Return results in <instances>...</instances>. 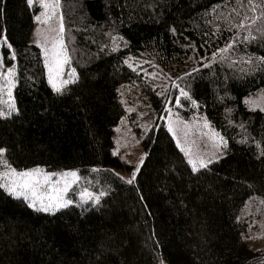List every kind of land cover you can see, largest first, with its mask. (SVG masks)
Instances as JSON below:
<instances>
[{"label":"trees","instance_id":"trees-1","mask_svg":"<svg viewBox=\"0 0 264 264\" xmlns=\"http://www.w3.org/2000/svg\"><path fill=\"white\" fill-rule=\"evenodd\" d=\"M62 1H75L82 19L71 32L78 75L57 93L31 42L37 10L0 0L17 104L0 117V148L19 169H78L105 194L43 212L0 187V264H264L248 239L264 205V111L245 100L264 88V0ZM143 55L188 69L178 78L182 115L195 103L226 146L194 171L158 118L129 184L113 134L126 112L119 88L141 84L130 63ZM147 95L161 112V97Z\"/></svg>","mask_w":264,"mask_h":264},{"label":"rangeland","instance_id":"rangeland-1","mask_svg":"<svg viewBox=\"0 0 264 264\" xmlns=\"http://www.w3.org/2000/svg\"><path fill=\"white\" fill-rule=\"evenodd\" d=\"M45 2L52 3L53 0H32V3H30L37 10L34 15L31 42L39 45L42 49L47 81L52 87L51 77L56 73L53 62L54 52H59L61 59L65 56L67 57V63H64L60 69L58 82L61 80L72 81L78 75V69L72 61V56L76 50L74 49V40L71 32L74 22V25H77L78 28V24L82 18L79 13L80 7L75 1H69L66 4L62 0H58L59 6L54 9L44 8L43 3ZM37 16L40 17V20L36 19ZM68 22L70 29L67 25ZM5 40L6 43H0V112L8 113L11 111L12 113L17 110L15 99L16 68L7 63L6 58L9 56V53L5 49L9 48L7 46L9 42L6 35L0 39V41ZM46 52L47 55L45 54ZM130 64L141 74L142 82L141 84L125 83L119 88L120 98L126 112L114 128L113 150L122 162L130 164L131 168H119L117 172L123 177L131 179L136 168H140L142 165L141 160L143 159L144 161L146 155L142 144V137L155 124L158 118L165 121L177 145L183 150L188 161L195 160L197 162V168H200V159H203L207 165L209 164V160L213 162L220 159L225 154V146L220 145L217 147L218 141L213 138L212 133L216 132L221 137L223 135L211 124L205 113L194 103V105L192 104L194 111L190 116L185 117L182 115L181 109H186V107L181 101V98L184 97L181 95V89L184 92L186 91L179 86L178 78L188 69L185 70L181 67L169 68L149 55H143L139 59H134ZM50 67H52L51 72L49 71ZM191 69L190 67L189 70ZM9 70H12V75H9ZM147 90L155 92L161 97L160 102L163 107L161 112H159L147 95ZM9 92L11 95H9ZM245 100L246 103L248 101L255 102V104L247 103L252 109L264 108V88L256 94L247 96ZM206 123L210 127H205ZM223 140L225 141L224 137ZM1 148L5 149V147ZM4 158L7 159L6 151ZM9 164L11 163L9 162ZM11 166L17 171L41 168L46 173L57 174L52 176L48 184H43L37 191L38 195L44 197L45 203H47V196L49 194H55L53 192L54 186L63 187L64 181L60 180L59 177V174L62 172L76 171L79 176L76 182L70 183L68 191L63 194L65 201H72L68 206L82 205L87 202L98 203L105 194V190L97 191L93 187L94 180L92 177L82 175L75 168L49 170L41 165L26 169H19L12 164ZM2 170L0 169V171ZM57 181H59V184H57ZM88 195H91L93 199H88ZM95 197H99L98 202ZM21 198L26 200L30 205L29 199ZM37 206L39 207V201H37ZM253 226L254 228L248 239H250L249 241L252 245L264 250V205L259 219L253 223ZM163 264H167L166 260H163Z\"/></svg>","mask_w":264,"mask_h":264},{"label":"snow or ice","instance_id":"snow-or-ice-1","mask_svg":"<svg viewBox=\"0 0 264 264\" xmlns=\"http://www.w3.org/2000/svg\"><path fill=\"white\" fill-rule=\"evenodd\" d=\"M29 3H32V0H28ZM58 0H53L52 3L45 2L43 3L44 8H56L58 7ZM264 6V5H262ZM255 5H253V11H255ZM37 20H40V17H36ZM61 31H62V25H61ZM0 43H6L5 41H0ZM9 48H11V45H7ZM62 47V44H61ZM231 47V45H229ZM226 51V49H221V52ZM47 55V52L45 53ZM14 55V54H13ZM53 62L56 68V73L54 76L51 77L52 79V87L57 93H62L64 90V87L70 83L75 82L74 80L68 81V80H61L58 82V78L60 77V69L62 68L64 63H67V57L65 56L63 59L60 58L59 52L53 53ZM49 71H52V67H50ZM9 75H12V70H9ZM9 95L11 93L9 92ZM181 95L187 97L188 93L184 92L181 89ZM247 103L255 104L254 101H248ZM258 106V105H257ZM11 107V106H10ZM14 110V107H13ZM264 111V108L261 109ZM5 115H11V111L8 113L0 112V117H3ZM205 127H210L207 123L205 124ZM212 136L215 140L218 141L217 147L220 145L226 146V141L223 140V137H221L218 133L213 132ZM5 149L0 148V169H3L0 171V187L4 188L9 194L19 198L24 197L25 199L30 200V206L36 209L37 211H43V212H53L59 208L67 207L69 204L72 203L71 200L65 201L63 199V194L68 191L70 183H74L79 179L78 173L76 171H69V172H62L59 174L60 180L64 181L63 187H53L54 195L49 194L47 196V203H45L44 197L37 194L38 189L43 184H48V182L51 180L52 176L57 175L56 173H46L41 168H34L31 170H22L17 171L15 168L9 164L7 159L4 158ZM212 161L209 160L208 163H211ZM143 163V159L141 160V164ZM190 163H192L193 170H198L197 168V162L195 160H190ZM199 166L201 168L207 167V164L203 159L199 160ZM139 171V167L136 168V170L132 174V178L127 180V183L132 184L135 181L136 178V172ZM42 177V179H41ZM71 178V180H69ZM57 184H59V181H57ZM88 199H93L91 195H88ZM95 199L99 200V197H95ZM37 201H39V207L37 206ZM261 203H264V201H261Z\"/></svg>","mask_w":264,"mask_h":264}]
</instances>
